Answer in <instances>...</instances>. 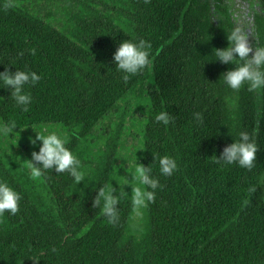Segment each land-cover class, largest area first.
Masks as SVG:
<instances>
[{"label": "trees", "instance_id": "1", "mask_svg": "<svg viewBox=\"0 0 264 264\" xmlns=\"http://www.w3.org/2000/svg\"><path fill=\"white\" fill-rule=\"evenodd\" d=\"M234 1L0 0V71L41 76L26 89L28 111L0 88V120L15 119L14 132L67 128V147L87 174L77 184L66 171L46 170L43 194L0 147V180L22 195L15 215L0 216V264H264V91L229 89L223 73L235 65L215 60L239 18ZM246 3L240 13L250 16L249 37L264 46V0ZM126 39L152 47L151 63L125 83L113 53ZM141 82L149 99L138 120L142 146L122 122L135 118L126 98ZM161 111L173 117L167 126L154 119ZM116 113L113 126L108 118ZM241 130L258 145L251 170L216 161ZM99 136L104 143L90 159L89 144ZM122 136L139 141L141 165L161 185L145 201L140 234L130 229L132 188L123 189L117 223L92 204L99 187L115 188ZM38 150L23 146L27 164ZM163 155L177 161L171 176L159 171Z\"/></svg>", "mask_w": 264, "mask_h": 264}, {"label": "clouds", "instance_id": "2", "mask_svg": "<svg viewBox=\"0 0 264 264\" xmlns=\"http://www.w3.org/2000/svg\"><path fill=\"white\" fill-rule=\"evenodd\" d=\"M228 45L224 48H215L216 61L226 65H235L223 73L225 85L238 91L247 85L249 91H264V46H253L249 40L248 32L239 26L233 27L226 35ZM151 42L145 39L122 40L113 53V62L122 74V80L126 83L132 76L142 72L150 63ZM35 54V50H31ZM251 53V55H249ZM41 76L35 71L17 69L11 71L4 67L0 71V88L7 89L15 105L22 111H28L32 102V96L26 90L29 85H35ZM193 118L198 122L203 120L202 113L196 112ZM156 122L167 126L173 117L166 111H161L154 117ZM17 121L8 119L0 121V136H8L17 129ZM33 129V128H32ZM35 138L30 137V143L37 145L39 150L32 151L28 159L27 168L30 175L39 177L46 170H54L56 173L68 172L78 184L86 180L81 160L67 147V137L57 132L35 131ZM254 133L241 130L238 139L225 146L216 157L217 163L224 165L238 164L242 168L251 170L257 159L258 145L255 142ZM159 171L164 176H171L177 169V161L169 155L160 156L158 159ZM135 169L134 179L145 187H137L134 191L133 204L142 205L145 201H151L155 197V190L161 187L159 180L152 176V169L139 164ZM117 193V194H114ZM125 192L116 189L112 184H105L97 189L92 201L93 207H99L109 223H117L119 220V201ZM22 195L6 180H0V216L5 212L15 215L19 211ZM33 264L39 261L33 258Z\"/></svg>", "mask_w": 264, "mask_h": 264}, {"label": "rangeland", "instance_id": "3", "mask_svg": "<svg viewBox=\"0 0 264 264\" xmlns=\"http://www.w3.org/2000/svg\"><path fill=\"white\" fill-rule=\"evenodd\" d=\"M251 1V0H248ZM247 0H236L234 1V4H237V7H239V13H238V20H236V26H239L242 30L246 31L248 30V23L250 16L249 15H241V3L244 2V5H246L248 2ZM41 4L43 3L42 0H40ZM246 8H244L245 10ZM250 42L252 43V40L249 37ZM251 55V53L249 54ZM151 72H148V75ZM152 75V74H151ZM146 84H148V80L146 81ZM138 86H136L134 89V93L128 94L126 101L131 104V113L130 116L133 117L132 113H135L134 120L130 121L126 118V122H123L124 126L131 127V131H134L135 134L140 136V122L139 116H142V112H144V115H146V112L149 107V99L147 96V89L143 86V82L138 83ZM123 101L120 103L121 106L123 105ZM147 116V115H146ZM118 113L114 115H110L108 118V121H110L113 126H115L118 123ZM146 118V117H145ZM145 118L142 120L141 124L144 125ZM123 126V127H124ZM62 128V129H61ZM44 129H47L49 132H57L58 134H61L62 136L67 137L68 129L63 127L62 125H54V126H48L40 129H27L22 131L20 134L6 136V142L3 145V141H1L2 144H0V147L3 149V153H10L8 156H14L13 157V163L16 166V170L21 173H25L27 177H30V182L34 186H36V190L38 192H41L45 194V191L43 187L40 185L39 177H33L30 175V170L27 168V158L23 154V146L31 147L32 149L39 148L40 142H37V145H32L30 143V137L35 138V131H43ZM141 137V146H142V136ZM1 140V139H0ZM104 143V137H95L94 140L89 144L88 153L89 158L96 155L99 150L102 148V145ZM143 151V147H142ZM140 153L142 155V152H140L139 147V141H133L130 137L122 136L121 137V145L118 149V155L117 160L115 163L116 170H115V178H114V185L116 189L123 190L125 188H132L133 190L137 187H141V184L139 181L134 179L135 169L140 166L141 164V158ZM91 159V158H90ZM22 163L24 165V170H21L19 167V164ZM13 168V167H11ZM144 206L145 203L142 205H135V210L132 215V219L130 222V229L132 232L140 234V232L143 230L145 226V215H144Z\"/></svg>", "mask_w": 264, "mask_h": 264}, {"label": "flooded vegetation", "instance_id": "4", "mask_svg": "<svg viewBox=\"0 0 264 264\" xmlns=\"http://www.w3.org/2000/svg\"><path fill=\"white\" fill-rule=\"evenodd\" d=\"M0 121H1V120H0ZM44 127H45V126H39V127H37V128L40 129V128H44ZM31 129H32V128H31ZM34 129H36V128H33V130H34ZM26 130H27V129H26ZM21 132H22V131H19V132H13L12 134H10V135H8V136H11V135L13 136V135H16V134H20ZM6 138H7L6 136H0V139H1V140H0V144H2L1 141H3V145H4V143L7 141ZM37 149H38V148H37ZM23 154H24V153H23Z\"/></svg>", "mask_w": 264, "mask_h": 264}]
</instances>
